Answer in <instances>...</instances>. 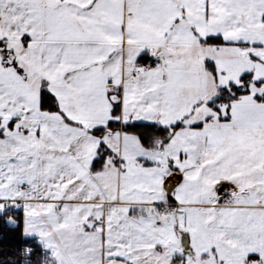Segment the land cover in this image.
Masks as SVG:
<instances>
[{"label":"snow or ice","instance_id":"1","mask_svg":"<svg viewBox=\"0 0 264 264\" xmlns=\"http://www.w3.org/2000/svg\"><path fill=\"white\" fill-rule=\"evenodd\" d=\"M0 264H264V0H0Z\"/></svg>","mask_w":264,"mask_h":264}]
</instances>
